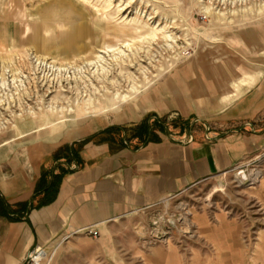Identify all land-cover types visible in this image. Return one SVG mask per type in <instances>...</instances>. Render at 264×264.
I'll list each match as a JSON object with an SVG mask.
<instances>
[{"label": "crops", "instance_id": "obj_1", "mask_svg": "<svg viewBox=\"0 0 264 264\" xmlns=\"http://www.w3.org/2000/svg\"><path fill=\"white\" fill-rule=\"evenodd\" d=\"M32 42L48 49L51 39ZM133 93L82 114V123L31 138L0 166V264H26L36 247L44 251L42 264L91 258L87 245L144 220L150 207L264 159V19L212 28L192 53ZM62 169L52 193L47 185ZM258 189L264 197V169ZM193 219L214 259H233L235 220L222 212ZM145 255L148 264H186L175 245Z\"/></svg>", "mask_w": 264, "mask_h": 264}, {"label": "rangeland", "instance_id": "obj_2", "mask_svg": "<svg viewBox=\"0 0 264 264\" xmlns=\"http://www.w3.org/2000/svg\"><path fill=\"white\" fill-rule=\"evenodd\" d=\"M263 19L264 0H0L1 168L31 138L118 104L115 91L132 97L133 81L139 90L157 79L212 28ZM38 37L51 39L48 49L32 42ZM248 163L168 197L87 245L91 258L65 264H148L145 254L160 244L178 247L186 264H264V159ZM221 212L238 224L239 245L233 259L216 261L193 217Z\"/></svg>", "mask_w": 264, "mask_h": 264}, {"label": "built area", "instance_id": "obj_3", "mask_svg": "<svg viewBox=\"0 0 264 264\" xmlns=\"http://www.w3.org/2000/svg\"><path fill=\"white\" fill-rule=\"evenodd\" d=\"M264 155V154H263ZM250 164L247 163V164H243V165H237V166H234V169H239V168H244V167H247L249 166ZM88 234H90L91 236L95 237L97 236V231L93 228H85L84 230H82ZM40 255H43L44 256V251L40 248V247H36L34 248L32 251H30L27 255V264H40V261L42 260H39V261H36L35 259L37 257H39Z\"/></svg>", "mask_w": 264, "mask_h": 264}, {"label": "trees", "instance_id": "obj_4", "mask_svg": "<svg viewBox=\"0 0 264 264\" xmlns=\"http://www.w3.org/2000/svg\"><path fill=\"white\" fill-rule=\"evenodd\" d=\"M140 130H141V126H140ZM63 149H67V145H65L64 147H62V150ZM56 156V153L55 155ZM62 174H54L53 178H54V181L47 185V189L53 193V191H55V187H57L58 183H59V180H60V177H61ZM54 197V194H52L51 196H48V199H53ZM0 214H6V210H5V205H4V202L3 200L0 198Z\"/></svg>", "mask_w": 264, "mask_h": 264}, {"label": "bare ground", "instance_id": "obj_5", "mask_svg": "<svg viewBox=\"0 0 264 264\" xmlns=\"http://www.w3.org/2000/svg\"><path fill=\"white\" fill-rule=\"evenodd\" d=\"M248 11H251V9H249ZM248 11H246V12H248ZM258 11H259V13L263 12L262 8H259ZM233 14H234V12H233ZM222 19H224L223 21H229V19L227 17H225V16ZM129 87H130V89H129L130 91H133V92L137 91V84L134 83V81L129 85ZM127 95H128L127 93H121V92H118V91H115V93H114V97L115 98H122L123 99ZM239 169H242V168H239ZM43 257H44L43 255H40L35 260L39 261V260L43 259Z\"/></svg>", "mask_w": 264, "mask_h": 264}]
</instances>
